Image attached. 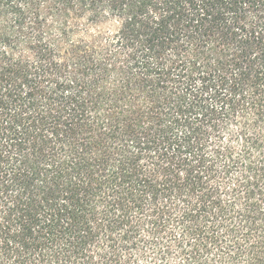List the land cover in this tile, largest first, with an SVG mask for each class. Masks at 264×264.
<instances>
[{"label":"trees","instance_id":"16d2710c","mask_svg":"<svg viewBox=\"0 0 264 264\" xmlns=\"http://www.w3.org/2000/svg\"><path fill=\"white\" fill-rule=\"evenodd\" d=\"M0 264H264V0H0Z\"/></svg>","mask_w":264,"mask_h":264}]
</instances>
